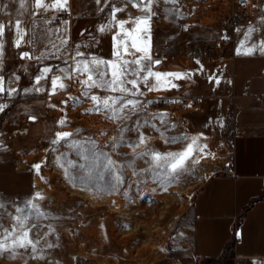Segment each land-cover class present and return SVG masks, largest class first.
Wrapping results in <instances>:
<instances>
[{
	"label": "crops",
	"instance_id": "0c3cea01",
	"mask_svg": "<svg viewBox=\"0 0 264 264\" xmlns=\"http://www.w3.org/2000/svg\"><path fill=\"white\" fill-rule=\"evenodd\" d=\"M43 2L51 5L53 0ZM113 5L125 9L116 13L117 21H126L124 30H132L133 18L146 14L132 7L128 0H101L100 4L96 0H68L66 11L37 9L35 0H25L23 8L20 0H0V24L5 26L0 37L3 87L6 94L8 89H16L12 95L7 94L10 102L0 119V134L23 128L24 121L31 117L30 110L43 109L49 98H56L51 86L44 94L43 80L36 83L45 67L52 70L56 48H60L64 66H73L71 56L77 49L84 53L86 47L91 48L88 56L116 60L110 52H99L109 37L119 34L115 43L123 37V31L112 21ZM202 7L197 0H155L150 32L134 33L142 37L137 44L143 47L147 43L152 60L160 61L151 64L153 71L187 74L183 79L162 77L158 86L163 87L156 95V90L149 91L148 85L141 82L145 74L142 72L137 79L142 93L138 97L153 101L184 94L185 90L199 97L198 107L185 114L196 133H205L206 119L215 107L219 110L224 103L229 104L226 114L218 113L231 121L229 159L197 189L190 206L187 235H178L171 251L156 264H264V52L260 50L264 42V0H254L249 22L232 27L222 20L213 26ZM102 25L109 28L100 32ZM249 29L253 31L249 33ZM65 37L68 44L62 47L61 40ZM222 38H231L232 42L221 50V61H211L212 55L218 54L216 49ZM123 39L127 46V53L122 49L123 59L144 55L131 47L130 38ZM253 46L255 50L245 54ZM24 52L32 59H22ZM146 66L147 62L141 67ZM26 76L29 83L23 84L21 80ZM217 78L219 84L215 82ZM156 83L149 78V85ZM172 84L176 87H171ZM126 86L131 88L130 84ZM34 117L25 131L28 136L35 132V125L41 131L45 128V119L40 115ZM201 119H205L204 124ZM14 140L15 137L9 139ZM234 221L239 224L237 239L232 229Z\"/></svg>",
	"mask_w": 264,
	"mask_h": 264
},
{
	"label": "rangeland",
	"instance_id": "374dc122",
	"mask_svg": "<svg viewBox=\"0 0 264 264\" xmlns=\"http://www.w3.org/2000/svg\"><path fill=\"white\" fill-rule=\"evenodd\" d=\"M205 16L207 19L208 15ZM209 21L214 26V22L221 20L210 17ZM112 42L113 38L109 37L99 52L113 55ZM87 48L82 59L94 57L88 56L87 51L91 48ZM52 57L55 58L52 70L46 79H42L43 92L47 94V87L51 86L52 93L53 76L61 77L67 87L57 88L56 98H49L43 109L30 110L31 117L40 115L45 119L44 130L35 125V132L26 135L27 125L35 120L30 117L24 121L23 128L0 134V240L4 238V229L9 232L16 229L9 238L11 243L20 234L14 217L26 216L29 218L26 227L37 225L29 232L30 239L39 240L37 251L33 254L30 247L18 248L15 258L10 252H0V264L158 263L171 251L178 235H187L190 206L197 189L218 173L229 159L231 121L219 115L220 112L226 114L229 104H222L219 110L215 107L206 123L201 119L200 123L207 126L205 133L192 131L194 127L186 113L165 106L161 101L153 105L152 100L138 96L127 98L139 100L141 111L132 113L130 108L126 109L130 119L112 121L108 112L87 111L96 107L90 97L95 94L119 98L122 94L93 88L88 97L83 96L86 89L79 81L86 76L77 74L74 80L65 79V73L71 72L74 65L64 66L57 48ZM29 80L26 76L21 81L27 84ZM162 87L158 86L159 89ZM158 92L156 90L155 94ZM144 104H147L146 108H143ZM62 119L65 123L61 126L58 122ZM122 127L128 130L121 140ZM58 132L71 135L53 143ZM140 133L147 138L145 143H140ZM12 137L15 142L9 141ZM173 138L175 142H169ZM193 138L203 151H193L183 168L176 172L171 171L170 161H156L151 155H142L146 152L161 156L180 153ZM87 162L88 170L98 168L100 177L106 174L119 186L118 190L109 189L108 195L101 190L97 192L102 201L98 207L104 215L101 225L95 222L100 210L89 201V187L76 179L86 171L80 164ZM117 176L123 179L118 182ZM37 193L43 199H37ZM58 195L72 197L71 208L61 206ZM108 199H112L110 204L105 203ZM30 202L67 218L61 229L70 240L69 248L58 257H53L55 249L51 250L53 255L49 254L41 241L40 234L48 229V222L36 214L29 206ZM83 207L87 210L82 211Z\"/></svg>",
	"mask_w": 264,
	"mask_h": 264
},
{
	"label": "snow or ice",
	"instance_id": "6c2138e0",
	"mask_svg": "<svg viewBox=\"0 0 264 264\" xmlns=\"http://www.w3.org/2000/svg\"><path fill=\"white\" fill-rule=\"evenodd\" d=\"M241 2H245V0H241ZM97 4L101 3V0H96ZM128 3L131 4L132 7L140 8V10L145 15L141 17H134L133 22L135 24V27L132 30H124V24L126 21L116 20V13L123 12L125 9L112 6V21L117 24V26L123 31V37H120V42L115 43L117 41V37L119 34H116L113 36L114 40V52L113 55L116 57V60H104V59H98L96 57H92L90 59H77L79 57H83L84 53L79 51L78 49L75 51V54L71 56V59L74 61V67H72L71 72L65 73L64 78L68 80H74L77 77V74L85 75L86 79H82L79 81L82 85L85 87V91L82 93L83 96L88 97L89 96V90L90 89H106L109 92L115 93L119 92L122 95L117 98L113 96H105L100 97L98 95L92 94L90 99L93 102L94 105H96L95 109L90 108L87 111L89 113L93 112L94 110L96 112H108L110 115L108 118L112 121L116 120H128L131 117L128 115V113L125 111L126 109L131 110L132 113H136L138 111H141V102L139 100L134 99H128V96H138L142 95V93L139 91L137 87V79L140 78V75L142 72L145 74L142 77L141 82L145 85H148V90H160L158 88V85L161 81L162 77H174L176 79H183L185 75L187 74H181V73H160L158 71H153L151 64H159V60H152L151 54H150V48L147 43L144 44L143 47L137 44V40L142 38L140 36L134 35V33H149L150 32V25L149 21L153 15H155L154 12H152V5L155 3V0H128ZM25 4V0H20V7L23 8ZM68 5V0H53V3L51 5H46L43 0H35V7L37 9H43L44 11H48L50 8L56 11H66ZM127 6V5H126ZM7 7V6H5ZM103 10V9H101ZM142 26V27H141ZM17 33L20 34V22L17 21L16 23ZM109 28V25H102L98 29L100 32H104ZM253 31L252 29H249V33ZM5 32V26L3 24H0V37L4 35ZM124 37H128L131 39V47L135 49L137 53H144V55L132 59V60H125L122 56V49L124 53H127V46L124 43ZM20 43V40L18 39L15 44L18 47ZM68 44V39L65 37L61 40V46H66ZM55 47V45H53ZM2 44H0V53H2ZM255 50V46L252 48L247 49L245 54H251ZM260 50L264 52V42H261ZM57 51H60V48H57ZM43 55V54H42ZM21 58H28L32 59V57L29 56V53L24 52L21 55ZM145 62H147L146 67H141L142 65H145ZM200 62L197 61V64ZM202 67V66H201ZM105 68H107V71H105ZM51 70L47 67L43 69V72L36 77V83L39 84L42 79L47 78V74ZM63 71V70H62ZM133 77L129 79V77ZM107 77V78H106ZM149 78H154L157 82L155 85H149ZM18 80L19 77H16ZM211 79V77H210ZM217 84H219V79L217 78L215 80ZM130 84L131 88L127 87L126 85ZM4 85V78L0 76V94H3L6 89L3 87ZM51 85H52V94H56V89H65L67 85L62 82L61 77L59 76H53L51 79ZM171 87H176L175 84H172ZM36 91H42L40 88H36ZM16 89H8L7 94L12 95L15 93ZM148 103H151L149 101ZM52 107H55V105H51ZM191 105H189L190 107ZM6 105H0V111H3ZM147 104L143 105V108H146ZM163 118V117H161ZM31 119H35V117H31ZM61 126L64 125L65 121L62 119L58 122ZM147 123V121L145 122ZM128 129L121 128V140L123 139V133L127 131ZM136 131H139V129H136ZM57 139L53 141V143H57L59 140L63 139L64 137L70 136L71 133H57ZM114 140L116 138H113ZM146 137L143 133H140L139 140L140 143L146 142ZM169 142H175V138ZM116 145L114 144L113 147ZM206 147V146H204ZM199 150L203 151V148L197 145L196 138H193L191 143L187 145V148L180 153H168L165 156H161L160 153L151 152V153H142V155H151L153 160H166L170 161V168L172 172H176L179 169L183 168L184 163L188 160V158L191 156L193 151ZM109 163L111 164L112 161L109 160ZM35 167H39V165H36ZM117 181L119 182L120 178L116 177ZM37 199H43L42 196H40L39 193H37L36 196ZM30 207L36 210V214L38 216H42L43 213H41L38 209V207L35 204H32L30 202ZM2 207V205H0ZM19 211V210H18ZM14 219L17 222V225L20 229V234L17 235L14 239H12L11 243H9V238L13 236V232L16 231V229H13V232H9L8 229H4V238L3 240H0V252H10L12 254V258H15L16 256V249H27L31 248L32 253L35 254L37 251V244L39 243V240L33 241L29 238V232L32 228L37 227L36 224H32L31 227H26L28 217H14ZM48 247H52V245H48ZM33 258H37L35 255H33Z\"/></svg>",
	"mask_w": 264,
	"mask_h": 264
},
{
	"label": "built area",
	"instance_id": "2783aa9c",
	"mask_svg": "<svg viewBox=\"0 0 264 264\" xmlns=\"http://www.w3.org/2000/svg\"><path fill=\"white\" fill-rule=\"evenodd\" d=\"M203 4L204 14L210 17H215L226 22L229 26H234L242 22H249L251 20V8L254 0H197ZM232 42L231 38H222L220 46L216 49L218 54L212 55L211 61L219 62L223 58L221 50L228 47ZM0 76L5 77L4 62L0 61ZM245 94V92H243ZM160 100L163 101L165 106L180 110L187 113L195 110L199 105V97L194 95L179 94L171 97L157 98L152 101L153 105H156ZM264 101V97L262 98ZM10 98L4 92L0 94V105H6L3 111H0V119L8 110ZM189 105H191L189 107ZM237 221H234L232 225L234 239L238 238Z\"/></svg>",
	"mask_w": 264,
	"mask_h": 264
},
{
	"label": "bare ground",
	"instance_id": "6f19581e",
	"mask_svg": "<svg viewBox=\"0 0 264 264\" xmlns=\"http://www.w3.org/2000/svg\"><path fill=\"white\" fill-rule=\"evenodd\" d=\"M80 168L85 169L86 171H85V173L78 175L76 179L79 182L83 183V185L89 187V192H90L89 201H90L91 205H93L94 208H97L98 206H100L102 204V201L100 200V198L97 194V192L99 190L103 191V193L105 195H108V190L112 189L113 187L115 190H118L119 186L117 185L116 182H114V184H113L112 179L108 175L103 174V176L100 177L99 173L101 171L99 172L98 168H95L94 171L88 170L89 169L88 162L87 163H81ZM120 179L122 180L123 178L121 177ZM87 187H83V188L86 189ZM86 190H88V189H86ZM123 191H125V190H123ZM85 196H86V194H85ZM57 200L61 206L69 209V208H71L72 201L74 199L70 196L58 195ZM105 201H106L105 202L106 204H110L112 202V199H108ZM116 202L118 203L119 199H117ZM80 203L83 204V201L81 200ZM98 208H97V210H100V208L99 209ZM38 209L41 213H43V215L41 217L45 218L48 222V229L46 231L41 232L40 239L42 242H44V245L48 248V253L53 255L51 250L55 249L56 253L54 252L53 257H58L60 254L63 253V251H65V249L69 248L68 243L70 240L67 236L66 231L65 230L63 231L61 229V227H64L66 225L67 218L64 216H58L55 212H51L49 210H43L40 207H38ZM85 210H87V209L85 207H83L82 211H85ZM98 213L99 214L96 217L95 222L98 225H101V222L104 219V215L102 214L101 210L98 211ZM39 229H40V227H39ZM48 245H52V247H48Z\"/></svg>",
	"mask_w": 264,
	"mask_h": 264
},
{
	"label": "trees",
	"instance_id": "16d2710c",
	"mask_svg": "<svg viewBox=\"0 0 264 264\" xmlns=\"http://www.w3.org/2000/svg\"><path fill=\"white\" fill-rule=\"evenodd\" d=\"M184 94L189 95L188 92H187V90L184 91ZM12 175H13V174H12Z\"/></svg>",
	"mask_w": 264,
	"mask_h": 264
}]
</instances>
